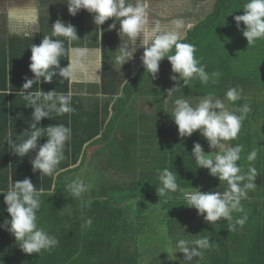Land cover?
I'll list each match as a JSON object with an SVG mask.
<instances>
[{"label":"trees","instance_id":"obj_1","mask_svg":"<svg viewBox=\"0 0 264 264\" xmlns=\"http://www.w3.org/2000/svg\"><path fill=\"white\" fill-rule=\"evenodd\" d=\"M244 2L216 0L212 12L188 30L187 37L183 38V42L195 46V56L210 76L214 72L220 74L214 78L215 83L210 80L203 84L194 78L184 85L181 80L179 87L168 94L177 85L170 79L171 65L165 58L154 79L145 72L142 61L137 63L135 60L139 70L122 87L115 83L110 73L116 60L112 50L117 46L107 39L102 48L104 76L102 83L93 89H99L97 95L110 99L103 106L97 101L86 108L78 102V97L71 96L74 112L64 115L53 112L50 119L44 118L38 125L45 128L38 147L46 142V127L49 125L63 124L71 128V139L64 147V159L53 176H40L39 172L32 171L31 160L36 151L24 158L29 169L17 172L18 156L11 151V141L21 143L31 134L33 109L24 106L27 102L19 94L25 77L34 78L29 69L30 48L33 44L39 45L44 36L52 37V33L48 31L40 40L16 43L10 48L8 57L5 53L2 55L0 144L4 159L0 162V192L8 190L10 175L13 183L30 178L37 189H43L37 226L56 237L59 243L40 254H26L14 236L5 227H0L7 234L4 236L0 230V264H189L184 261L183 253L176 252L179 250L175 243L179 239L200 238H208L211 246L202 250L201 257H194L191 264H264V40L248 46L242 31L237 29L234 17L243 14L241 5ZM80 11L81 15L79 12L76 16L67 14L61 19L76 27L80 39L69 44L62 36L53 37V40L64 41L66 50L82 48L89 34L94 32L96 37L91 38L96 39L100 33L87 25L84 10ZM244 27L241 22V29ZM107 32L106 38L109 34L119 36L116 28ZM122 39H119L121 47L125 48L126 43L131 49L133 39ZM60 59L61 68L70 64L67 51ZM70 81V76L57 75L51 83L37 82L25 94L42 89L68 95ZM10 87L12 92L4 95V90ZM233 87L240 93V99L234 103L226 98V92ZM204 98L221 100L226 110L237 115L243 105L250 108L237 138L223 142L226 145L224 151L243 145L237 163L245 174L250 167L258 173L254 181L257 187L249 190L247 198L241 201L244 212L232 213L233 224L247 214L243 226L236 225L234 230H229V222L223 219L212 225L198 215L196 209L185 206L184 191L199 188L202 192L222 193L227 187L226 182L210 176L207 169L199 168L191 157L193 144L197 142L205 154L213 152L206 150L210 149L209 146L204 148L199 131L191 137H180L170 116L175 100L186 99L195 107ZM140 100H153L156 113L139 110ZM94 147H99L97 157L100 154L104 157L103 172L97 170V158L90 160L95 162L91 165L95 170L85 175L83 182L89 186L88 190L74 198L67 187L72 182L68 177L84 169L90 162L89 150ZM253 150H256L257 157L250 162L247 156ZM5 161L12 164L11 174L7 163L6 168L2 167L1 163ZM165 168L176 176L180 190L160 196L157 189L162 185L158 170ZM127 175L129 177L123 179ZM4 208L6 210L4 196L0 195V210ZM88 220L91 225L86 223Z\"/></svg>","mask_w":264,"mask_h":264},{"label":"clouds","instance_id":"obj_2","mask_svg":"<svg viewBox=\"0 0 264 264\" xmlns=\"http://www.w3.org/2000/svg\"><path fill=\"white\" fill-rule=\"evenodd\" d=\"M67 9L70 15L76 16L81 9L92 14L94 24L99 27L110 18L119 21L120 38H131L136 40L141 35L144 39L140 47H144L141 61L145 72L150 73L152 78H156L160 62L165 58L171 65L174 75L170 77L176 82L168 91L179 87V81L184 85L194 78L203 84H208L211 80L215 83V77L219 73H212L211 76L206 72L205 66L196 58V48L190 43L183 42L180 31L181 24L178 22L175 30L160 32L158 29L148 27V3L147 0H66ZM243 14L234 17L236 27L242 31L248 46L255 45L256 41L264 40V0H245L241 5ZM240 6V7H241ZM241 22L245 26L241 29ZM116 23L109 25V30L114 29ZM52 37H64L71 44L73 40L80 39L77 35L76 27L57 19L52 24ZM102 35V32L99 33ZM28 35V34H26ZM44 36L39 45L33 44L31 49L29 69L34 74V78L25 77V82L19 94H22L27 102L24 106L31 107L32 121L30 123V137L21 143L11 141V151L20 158H24L29 153L36 151L35 158L31 160L32 171L39 172L41 175L53 176L58 165L64 159L65 144L71 139V128L63 124L49 125L46 127L47 140L38 147V140L44 137V129L39 127L41 120L49 118L51 113L57 115L70 114L74 112L71 106L70 95H60L55 90L32 91L25 94L37 82L51 83L57 75L68 78L72 73V64L60 67L61 56L67 53H83L85 50L80 48L65 49L64 41L52 39ZM138 47H125L123 53L117 57V61L122 65L130 61ZM174 49V51H173ZM171 53V54H170ZM175 74H178L175 75ZM96 81L99 82L100 76L95 73ZM10 85V84H9ZM11 86V85H10ZM12 92L11 87L4 90V95ZM228 101L235 102L240 99L237 88H229L226 92ZM237 111L230 112L225 109L224 103L216 99L204 98L197 106H193L186 99L175 100V107L170 115L175 125L178 127L180 137H191L194 132L199 131L209 143L210 149H220L223 142L235 140L240 133L243 120L246 118L250 108L243 105ZM38 149V150H37ZM243 145H235L226 151H214L213 156L205 154L202 146L197 142L193 144L191 157L199 168L208 170L210 176L217 178L220 182H226L227 187L221 193L219 191L202 192L199 188L195 191H184V199L187 207L197 210L198 215L203 216L206 222L214 225L221 219L229 222V230H234L236 225L245 223L247 214L242 219H237L233 224V212H244L241 204L242 199L247 198V192L254 190L257 186L254 183L258 173L254 167H250L248 173H243L237 163L241 159ZM257 157L256 150L251 151L247 159L254 161ZM159 181L162 185L157 192L160 196L167 195L169 192L175 193L180 190L176 182V176L167 168L158 170ZM247 181V182H245ZM221 186V183H220ZM70 194L74 198L80 197L88 190L81 179L73 180L68 186ZM43 189H37L30 178L13 183L9 176V187L7 191L0 192L4 196V203L9 218H5V227L17 242L19 248L26 254H40L42 251L51 250L59 241L50 235L43 228L37 226V211L40 208V196ZM91 225V220L86 222ZM211 246L208 238L195 240L179 239L175 243V248L184 254V261L191 264L194 257H201L202 250ZM174 252V253H176Z\"/></svg>","mask_w":264,"mask_h":264},{"label":"crops","instance_id":"obj_3","mask_svg":"<svg viewBox=\"0 0 264 264\" xmlns=\"http://www.w3.org/2000/svg\"><path fill=\"white\" fill-rule=\"evenodd\" d=\"M58 1L61 0H0V60L3 59L2 55L4 53L8 57L10 48L12 49L16 45V43L24 44L27 43V41L35 40L38 38V40H40L42 35H46L48 31L52 33V30L43 28L45 25V23H43L45 14L43 15L42 13L45 12L47 14V17L52 21L54 20V18H58L60 13V3ZM50 11L51 14H49ZM79 13V15H81V11H79ZM83 15L85 16L84 18L89 27L98 29V27L93 22L92 14L84 10ZM114 22L115 18L113 19V21L109 19L105 21L103 25H100L99 32H102V35L99 34L93 41V43L89 42L91 38L89 34L88 41H86L84 47L80 48L85 50L83 53L70 54V64H72L73 67L70 70L72 73L70 75L71 89L68 95L78 97V102L84 104L86 108L88 107L84 102V98L87 96L93 97V88L102 83L101 81L104 76V53L102 51V48H104V45L107 43L106 40L108 39L109 42L112 41L114 44L116 42L120 43V38L117 35V37H113V35L109 34L110 36L107 38L104 36L106 30H108V32L110 31L109 25ZM115 28L117 30V25ZM142 36L144 37L143 34ZM141 42L142 41L137 42L133 40L132 44L130 45L131 48L138 47L136 52L134 53L135 58H138L144 52V47H140ZM120 44L122 45V43ZM96 46H99L100 48ZM113 51L115 53L114 56L116 57V60L115 64L110 67L112 71L110 69L109 70L113 75L114 80H116L115 83L120 84L123 87L124 84L133 76V74L138 72L139 69L137 68H139V64H137L136 61L132 58L130 61L122 65L117 61V57L120 56L123 52L120 53L119 50L116 52L115 47L112 52ZM119 65L122 66L119 67ZM7 66L8 68H10L9 65ZM126 68H128V71H126V74H128V76H125ZM119 71H121L120 75L118 73ZM96 72L100 76L99 82L96 81ZM97 98L100 99L101 94L96 95V100ZM106 101L107 100H102L103 103ZM2 149V145L0 144V162H2L1 159H4L3 155L1 154ZM24 158L17 157L16 165L19 169V171L17 172H20L21 169H29L28 164L24 162V160H26ZM6 163L8 165L9 172L7 171V169H5V172L10 173V167L12 166V164L10 161H5L1 163L2 167L4 166V168H6ZM5 218H9V214L4 208L0 210V222L2 221L0 225L4 224L3 222ZM0 230H3L1 233L7 237L4 229L1 228ZM10 241L11 243L13 242L12 237H10Z\"/></svg>","mask_w":264,"mask_h":264},{"label":"rangeland","instance_id":"obj_4","mask_svg":"<svg viewBox=\"0 0 264 264\" xmlns=\"http://www.w3.org/2000/svg\"><path fill=\"white\" fill-rule=\"evenodd\" d=\"M200 2L198 4H193L194 0H147L148 3V8H147V12H148V27L150 29H158L160 32H164V31H168V30H175L177 23L179 22L181 24L180 27V31L182 32V36L183 38L186 37V32L188 33V30L192 29V27H194L193 25H195L200 21H203L214 9L216 0H199ZM60 4V13H59V17L58 18H54V20L52 21L50 18L47 17V14L45 12H43L42 14L44 16V21L43 23H45L44 27H46L48 30H50V27H52L53 22H55L57 19H62L63 16H66L67 14H69L68 9H67V4L65 3L66 0H61L58 1ZM128 2L130 3H134V0H128ZM52 11V10H51ZM51 11L49 14H51ZM55 13H56V8H55ZM48 14V15H49ZM114 18H110L111 21H113ZM116 25H117V31L119 32V21H115ZM99 31H100V27H98ZM92 34V35H91ZM90 34V37H96V34L94 32H92ZM142 38H137V41H142L144 39V37L141 35ZM95 40V38H90L91 43H93V41ZM124 39H122L123 41ZM117 47H115V49L118 51H122L124 49V46L121 47V44L119 42L115 43ZM126 47L128 46L125 43ZM99 47V46H96ZM100 48V47H99ZM141 56L142 54L138 57L135 58L133 57L134 60H137V63H140L141 60ZM122 65H119V67H121ZM171 70V68L169 69ZM125 70V76L128 75L126 74ZM119 75L121 74V71L118 72ZM172 75H174L172 73ZM177 75V74H175ZM172 82L175 83V81L171 80ZM93 97L92 96H87L84 98V102L87 105L88 108H90L91 106H93L95 103L101 102L100 106H103V102L102 100H109L110 97L109 96H101L100 99L96 100V95L99 93V89L94 90L93 89ZM153 100L149 101H144V100H140L138 102V105L140 106L139 110L145 111V112H152V113H156L155 107L156 104L153 102H151ZM169 108V107H168ZM167 109V107H166ZM170 109V108H169ZM202 142H203V146L204 148L206 146H209L208 141L203 137L202 138ZM226 148V145L224 143L223 147L220 149H206V150H212L213 153L214 151H219L223 152ZM98 151H99V147H94L91 148L89 150V154L91 155L90 160H95L96 158V164H97V170L102 171V169H104V166L102 165V161L104 160V157L101 156V154L98 156ZM205 152V150H203ZM92 161L88 162L86 164V166H84L82 171H79L78 173L72 174L70 175L68 178L69 181H73L77 178L81 179L82 181H85V175L87 172H92V170H95V166L93 168H91V165H95V162L92 163ZM122 177V176H121ZM126 177H129V175L125 176L123 179H125ZM122 179V180H123Z\"/></svg>","mask_w":264,"mask_h":264},{"label":"flooded vegetation","instance_id":"obj_5","mask_svg":"<svg viewBox=\"0 0 264 264\" xmlns=\"http://www.w3.org/2000/svg\"><path fill=\"white\" fill-rule=\"evenodd\" d=\"M199 2H200L199 0H194V3H193V4L196 5V4H198ZM197 22H198V21H197ZM196 24H197V23H196ZM196 24H195V25H196ZM195 25H193V26H195ZM193 28H194V27H192V29H193ZM181 33H182V32H181ZM186 37H187V32H186Z\"/></svg>","mask_w":264,"mask_h":264}]
</instances>
